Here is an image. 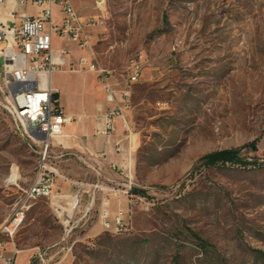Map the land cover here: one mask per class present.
<instances>
[{
    "label": "rangeland",
    "instance_id": "1",
    "mask_svg": "<svg viewBox=\"0 0 264 264\" xmlns=\"http://www.w3.org/2000/svg\"><path fill=\"white\" fill-rule=\"evenodd\" d=\"M78 8L84 18H98L88 0ZM104 11L90 29L91 57L119 85L132 60L142 64L121 141L113 145L129 158L131 177L120 181L129 195L109 197L108 209L123 208L127 227L103 231L97 220L103 194H96L64 242L49 200L37 199L14 238L29 255L16 263L32 264L31 254L48 248L50 264H264V0H107ZM55 47L67 48L73 63L88 57L66 40H55ZM66 71L73 72L72 64L53 73V85L61 104L77 110L79 92L89 96L90 85L99 84L90 72ZM5 95L0 72V224L18 208L39 164L3 109ZM105 106L97 101L82 114L92 124L95 150L107 140L94 131V115ZM225 149L256 165L199 162ZM71 158V172L62 173L94 182L89 168ZM87 205L83 195L75 219Z\"/></svg>",
    "mask_w": 264,
    "mask_h": 264
},
{
    "label": "built area",
    "instance_id": "2",
    "mask_svg": "<svg viewBox=\"0 0 264 264\" xmlns=\"http://www.w3.org/2000/svg\"><path fill=\"white\" fill-rule=\"evenodd\" d=\"M73 1L0 0V46L4 45L0 50V72L6 89L3 109L10 117L15 131L20 133L24 142L30 143V149L35 150L39 159L35 178L23 191V199L19 202L18 209H13L0 224V262L3 264H17L16 255L19 250L15 247L14 238L21 227L18 226V216L29 211L31 202L37 199L49 200L55 216L64 225L65 235L61 236V241L64 242L71 237L78 222L86 216L98 193H103L97 214L103 231L117 234L127 227L124 209L118 208L111 218L108 206L109 197L129 195V186L103 185L98 170L82 159L81 162L95 172L94 182L71 180L50 163L53 140L61 137L63 126L73 120L64 113L59 103L58 91L51 85L52 74L65 65L70 52L65 48L54 50L53 38L66 39L80 50L91 52L92 37L87 33L86 26L101 24L106 13L103 0H91L98 18L90 16L83 20L75 10ZM26 4L35 5L41 10L35 16L16 11L18 5ZM54 8L59 11L57 18ZM73 71H87L98 75L106 106L99 107L98 113L94 115L95 134L109 137L115 132L118 122L126 125L124 112L129 107L132 87L142 75L140 57L130 62L127 76L121 85L114 83L109 72L98 67L86 56L79 57ZM59 181L77 189L72 199L74 205L71 212L64 210L58 203L62 198L57 186ZM83 195L88 197V207L75 219L74 210L80 207L79 202ZM6 244L12 246L10 255L6 253ZM71 248L70 246L67 251ZM47 250L48 248L37 250L32 256V264H50Z\"/></svg>",
    "mask_w": 264,
    "mask_h": 264
},
{
    "label": "crops",
    "instance_id": "3",
    "mask_svg": "<svg viewBox=\"0 0 264 264\" xmlns=\"http://www.w3.org/2000/svg\"><path fill=\"white\" fill-rule=\"evenodd\" d=\"M82 1L84 0H74L73 5H74L75 10L79 13L80 17L83 20H85L88 17L84 18V16L81 15L78 10L79 4ZM88 1L92 5V1L91 0H88ZM40 10H41L40 7L31 5V4H26L24 6L18 5L16 7L17 12L24 13L28 16H35L39 13ZM54 15L56 18L59 16L58 8H54ZM18 24L19 22L17 20L16 26H18ZM92 27L93 26H86L87 33L90 34V29ZM57 39H61V38H58V37L53 38V49L54 50H59L63 48V47H59V48L55 47V40ZM62 40H66V39H62ZM66 42L71 43L68 40H66ZM91 54H92L91 52H88V57L91 60H93V62H95L98 67H100L99 64L94 60V58L91 57ZM78 59H76L75 63H73L71 61V58L68 56L66 58L64 66L71 67V64H72V67L74 68L77 66ZM78 72H81V71H73V72L66 71L65 73L70 74V75H76V73ZM92 75L95 77V80H97L99 84L98 75L96 73H92ZM110 78H112L111 75H110ZM51 85L53 88H55L58 91L59 103L64 113L68 116H71L73 120L71 121L70 124L63 126L62 136L53 140L52 148H51L50 163L60 173H62L65 170L68 172H71V170L67 169V165L71 164V160H72L71 156H75L77 157V159L84 160L92 168H95L96 170H98L103 185L109 186V184H111L110 187L123 185L124 183L120 181L123 180L124 178H127L129 180L131 177V162L129 158L127 157V155L115 154L114 147H113L114 143L117 144L119 143V141H121L118 134L122 132V129H123L122 123L118 122L117 128L114 132L115 134L113 133L109 137H107L106 144L103 147H100L99 149L95 150L92 140L89 138V133H88V131L92 127V124L89 123L88 125H86L85 120L82 119L84 118V115H82L83 113L85 114L92 113L93 107L97 101H104V94L101 90L100 84H99V88H94V86L90 85L91 88L89 90V94H90L89 96L88 94H86L87 92L86 89L83 91L81 90L79 92V94L81 93V95L79 99V108H77V110H74V108L73 109L70 108V106L65 107L63 104H61L60 92H59L58 87L53 85L52 76H51ZM73 151H77V153L78 152L79 153L76 154ZM80 153H84L86 157L82 156V154ZM88 172L92 174L96 180L95 172L90 169L88 170ZM57 186H58V190L60 194L62 195V198L58 200V203L64 210L69 211L70 203L76 193L72 194L71 193L72 186L65 184L63 182H60V181L57 182ZM98 194L102 195L103 193H98ZM51 208L53 209L52 206ZM115 213H116V210H112L110 212L111 218L114 217ZM27 251L28 250H19V253L16 255V261H17V257L22 254H25L26 259H27L29 255ZM6 253L7 255H10L12 253V246L10 244L6 246ZM32 256L33 254H31V257ZM0 264H3V263L0 262Z\"/></svg>",
    "mask_w": 264,
    "mask_h": 264
},
{
    "label": "trees",
    "instance_id": "4",
    "mask_svg": "<svg viewBox=\"0 0 264 264\" xmlns=\"http://www.w3.org/2000/svg\"><path fill=\"white\" fill-rule=\"evenodd\" d=\"M199 162L205 167H212L218 165H235L246 167L249 165H256V162L253 160L249 161L247 159L241 158L239 156V150L237 149H225L206 154L199 159ZM130 193L137 194L139 193V191L135 189L132 190V192ZM201 244H203V242H201ZM261 255L262 258H264V254Z\"/></svg>",
    "mask_w": 264,
    "mask_h": 264
},
{
    "label": "bare ground",
    "instance_id": "5",
    "mask_svg": "<svg viewBox=\"0 0 264 264\" xmlns=\"http://www.w3.org/2000/svg\"><path fill=\"white\" fill-rule=\"evenodd\" d=\"M106 2H107V0H103V9L104 10H105V7H106ZM72 203H71L72 204L71 208L74 205V201H72ZM16 209H18V208H16ZM24 219H25V211H24V214H21L20 216H18V226H22ZM61 225L63 227V231H64L63 233H65V228H64L63 223H61Z\"/></svg>",
    "mask_w": 264,
    "mask_h": 264
}]
</instances>
